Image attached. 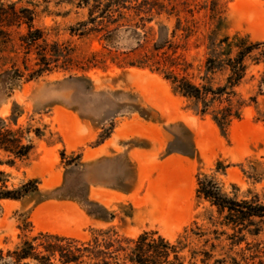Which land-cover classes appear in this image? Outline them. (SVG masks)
Wrapping results in <instances>:
<instances>
[{"label":"rangeland","instance_id":"1","mask_svg":"<svg viewBox=\"0 0 264 264\" xmlns=\"http://www.w3.org/2000/svg\"><path fill=\"white\" fill-rule=\"evenodd\" d=\"M11 6L33 12L40 44L58 51L31 80L37 50L20 47L27 25L14 23ZM0 14V131L32 147L22 160L0 149L1 179L37 188L0 199V249L39 232L130 248L154 231L171 243L189 236L184 264H264V218L233 227L196 196L207 177L264 206V0H0ZM247 46L241 116L225 130L141 62L154 54L180 74L189 65L201 83L205 62ZM226 76L205 81L217 87Z\"/></svg>","mask_w":264,"mask_h":264},{"label":"trees","instance_id":"2","mask_svg":"<svg viewBox=\"0 0 264 264\" xmlns=\"http://www.w3.org/2000/svg\"><path fill=\"white\" fill-rule=\"evenodd\" d=\"M12 19L15 24L27 25V32L20 36V47L25 49L28 55L37 50V68H26L28 79L41 76L50 71V60L56 61L57 48L49 50V46L43 41L42 31L32 25L33 12L27 9H16L11 6ZM28 13V16H25ZM0 14V22L8 21ZM8 26L14 25L8 22ZM253 46L241 47L235 58H229L227 62H205L204 75L201 83H195L189 78V65L181 68L183 74L176 73V62L170 64L161 63L155 59V55L145 56L141 61L147 66L161 71L164 78L172 85L173 90L181 96L190 99L197 107V111L204 115L211 110L213 121L225 130L233 120L241 116L243 102L237 98L235 89L245 77L247 66L244 58L251 52ZM162 48L154 45V51ZM157 56V55H156ZM28 61V58H25ZM27 67V66H26ZM174 67V68H173ZM18 76L24 75L19 69H15ZM217 71L227 73L223 85L213 87L205 81L208 74ZM255 102V99L252 100ZM0 149L9 153L14 159H25L32 147L22 144V136L5 128L0 131ZM13 162V161H12ZM0 172V199L20 200L31 192L36 191L35 182H28L17 189H9L6 182L1 179ZM196 196L208 201L221 215L225 214L227 225L233 227L254 225L253 218H264V206L257 201H236L224 194L219 185L211 178L199 177L197 180ZM94 236L92 240L80 241L75 238L39 232L33 236H24L21 241L10 249H0V264H184L180 252L185 247L189 236L171 243L157 232H144L136 240L132 247L127 248L119 242H114ZM205 255H209L205 252ZM209 257V256H208ZM172 258V259H171Z\"/></svg>","mask_w":264,"mask_h":264},{"label":"bare ground","instance_id":"3","mask_svg":"<svg viewBox=\"0 0 264 264\" xmlns=\"http://www.w3.org/2000/svg\"><path fill=\"white\" fill-rule=\"evenodd\" d=\"M166 219H167V217H166ZM163 220H164V219H163ZM168 220H169V218H168ZM171 221H172V220H171ZM170 225H171V224H170ZM171 231H172V230L167 229V228L164 229V232H165L166 235L171 234Z\"/></svg>","mask_w":264,"mask_h":264}]
</instances>
